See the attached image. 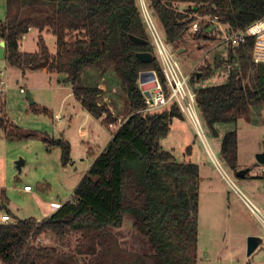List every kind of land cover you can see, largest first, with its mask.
Segmentation results:
<instances>
[{
	"label": "trees",
	"instance_id": "trees-1",
	"mask_svg": "<svg viewBox=\"0 0 264 264\" xmlns=\"http://www.w3.org/2000/svg\"><path fill=\"white\" fill-rule=\"evenodd\" d=\"M180 5L188 9L181 11ZM149 7L175 51L190 46L191 36L195 41L223 39L220 32L207 31L206 21L192 33L194 14L218 17L228 25V32L245 29L264 15V0H149ZM30 28L50 31L57 52L50 53L42 35L36 52H23L21 42ZM130 35L147 42L137 44ZM0 37L6 42L4 59L12 66L22 69L49 58L48 71L64 75L83 107L110 126L117 117L107 103L99 101L104 91L93 74L96 71L110 93L115 87L122 92V104L114 102L113 107L126 118L74 190L72 200L42 221L13 215L11 223L0 225V264H198L200 168L189 161L178 162L161 145L173 119L184 118L176 105L142 111L146 104L140 73L156 70L163 84L165 79L137 0H6ZM226 47L215 58V69L225 67L227 82L195 87L199 110L215 136L221 125L236 126L251 107L264 104V64L252 62L253 40ZM140 52L152 53V61L142 62L137 57ZM235 60L240 64L237 71L231 66ZM200 70L203 77L215 72H209L211 66ZM196 81L197 70L191 74L192 87ZM0 129L10 138L33 136L11 127L2 117ZM44 142L49 148H61L64 166L71 161L69 142L53 138ZM221 153L235 174L241 167L236 128L225 132ZM126 218L135 244L140 242L139 251L123 242ZM48 233L61 241L77 236L74 252L33 244Z\"/></svg>",
	"mask_w": 264,
	"mask_h": 264
},
{
	"label": "rangeland",
	"instance_id": "rangeland-1",
	"mask_svg": "<svg viewBox=\"0 0 264 264\" xmlns=\"http://www.w3.org/2000/svg\"><path fill=\"white\" fill-rule=\"evenodd\" d=\"M145 2L149 5V0ZM137 4L140 8L139 0ZM186 9V5L179 6L181 11ZM5 17L6 1L0 0V19L4 20ZM159 29L164 34L160 25ZM207 31H215L213 35L220 32L219 35L222 36V32L216 29L214 24H210ZM40 35L44 37L50 53L55 54L56 37L47 30L40 33L34 29L25 35L22 49L27 53L36 52ZM149 38L153 45L150 35ZM191 38L192 36L189 37L191 45L183 48L180 54L174 50L183 69L188 72H201L200 69L211 66L212 70L209 72L215 70L210 77H203L201 74L193 88L226 83L228 73L225 67L218 71L215 69V58L227 45L234 47L228 42H223V39L195 41ZM226 49L225 59L228 58ZM154 56H157L156 52ZM239 65L236 60L231 63L232 69L236 71L240 68ZM0 69L6 81V91L0 97V117L6 119L11 127L16 126L28 134H33L30 137L10 138L4 129H0V191L5 189L11 199L9 208L13 212L12 215L20 219L34 218L42 221L62 204L72 200L74 190L82 178L126 120L124 116H119L113 107L114 102L115 105L122 104V92H117L115 87L110 93L107 84L103 83L104 79L94 71L96 74H93L100 79L99 83L104 91L99 101L102 104L107 103L117 117V122L107 126L102 119L89 114L75 98L73 86L65 80L64 75L56 72L45 73L43 68L20 69L1 58ZM249 71L253 72L250 65ZM21 88L25 93H21ZM144 88L151 89L152 85L147 83ZM28 93L35 101L32 105ZM203 122L208 143L215 156L223 162L225 170L255 202V197L264 201V166L256 160V155L264 150V104L251 107L247 115L238 119L236 126L221 125L219 136H215L208 129L204 119ZM233 128H236L238 135V162L241 166L239 170L251 168L248 174L251 178L246 181L234 174L221 153L223 136ZM22 130L19 131L23 132ZM25 132L23 133L26 134ZM44 138L63 139L70 143L71 161L66 166L62 164L61 148H49ZM161 145L165 150L172 152L178 162L189 161L200 168L198 264H233V254L236 256L235 264H246V259L240 258L241 253L247 252V240L252 236L251 232L258 238L259 245L263 242L262 228L229 185L223 181L193 124L186 118H174L171 130L168 136L161 140ZM23 162L24 164L20 165ZM25 185L32 186L31 194L23 191ZM245 185H248V188ZM53 201L55 202L51 203ZM122 235L128 249L139 251L140 242L135 244L137 240L127 218ZM33 244L56 247L60 251L71 253L75 250L77 236H70L61 241L48 233Z\"/></svg>",
	"mask_w": 264,
	"mask_h": 264
},
{
	"label": "built area",
	"instance_id": "built-area-1",
	"mask_svg": "<svg viewBox=\"0 0 264 264\" xmlns=\"http://www.w3.org/2000/svg\"><path fill=\"white\" fill-rule=\"evenodd\" d=\"M140 11L146 29L152 38L154 52L164 75L163 84L156 70H146L140 73L139 85L144 92L145 108L143 112H157L172 105H176L184 118L189 120L202 140L204 147L209 154L216 170L220 173L224 182H226L236 196L244 203L251 215L256 218L260 224L264 235V210L255 203V201L241 188L234 177L223 167V162L215 156L212 151L205 133L203 116L197 103V92L191 85V72L186 71L177 59L176 52L171 47L166 37L159 29V23L149 5L141 0ZM196 21L193 23L191 32L196 33L200 30L203 21L214 24L216 29L222 32L223 41L231 43L233 47L244 44L249 38L253 40L251 50L252 62L254 64H264V15L251 23L245 29H239L234 32H228V25L222 23L218 17L201 16L194 14ZM226 29H224V25ZM31 30V28H30ZM25 36H23V39ZM151 84V89H145V84ZM6 91V81L4 73L0 69V97ZM21 93H25L23 88ZM123 123V122H122ZM111 124L110 126H112ZM264 166V165H263ZM264 172V169H263ZM30 185L23 187L24 192H32ZM13 221L11 214L0 206V225L9 224Z\"/></svg>",
	"mask_w": 264,
	"mask_h": 264
},
{
	"label": "water",
	"instance_id": "water-1",
	"mask_svg": "<svg viewBox=\"0 0 264 264\" xmlns=\"http://www.w3.org/2000/svg\"><path fill=\"white\" fill-rule=\"evenodd\" d=\"M130 38L133 42L137 43V44H145L147 41L144 39H141L139 37H136L134 35H130ZM5 47H6V42L4 40L1 41L0 43V58L4 59L5 57ZM183 51V49H180L178 51V54H180V52ZM137 57L144 63L150 62L153 59V54L150 52H140L137 54ZM50 59L46 58L44 61L39 62L33 66H30V68L32 69H39V68H47L49 65ZM201 72H197V80L200 79L201 76ZM28 98H29V102L30 104H34L35 101L33 100V97L30 93H28ZM256 160L257 163L260 165H264V150L260 153H258L256 155ZM251 171V168H244V169H240L237 170V172L235 173V175L239 178H245L246 175ZM259 246V241L258 238L255 236H250L247 240V254L250 256Z\"/></svg>",
	"mask_w": 264,
	"mask_h": 264
},
{
	"label": "crops",
	"instance_id": "crops-1",
	"mask_svg": "<svg viewBox=\"0 0 264 264\" xmlns=\"http://www.w3.org/2000/svg\"><path fill=\"white\" fill-rule=\"evenodd\" d=\"M6 1V0H5ZM145 1V0H144ZM139 4H141V0H139ZM34 29H31L30 31H29V33L30 32H32ZM1 41H2V39H1V37H0V43H1ZM21 50L23 51V52H26V51H24L23 49H22V42H21ZM43 70H44V72L45 73H49L50 71H48V69L47 68H43ZM101 87V86H100ZM102 88V87H101ZM83 106V105H82ZM89 113V112H88ZM90 114V113H89ZM24 164V162L22 163V164H20V165H23ZM90 170V169H89ZM88 170V171H89ZM21 171V170H20ZM249 174V173H248ZM247 174V175H248ZM246 175V177L245 178H242L243 180H247L248 178H251L250 176H247ZM246 186V188H248V185H245ZM27 194H31L32 192H26ZM251 193V192H250ZM254 196V194L252 193V197ZM255 197V196H254ZM253 197V198H254ZM256 198V202L258 203H256L257 205H259L263 210H264V201L261 199V198H257V197H255ZM238 200V199H237ZM10 202H11V199L7 196V192L5 191V189H3V190H1L0 191V206H1V208L2 209H4V210H6V211H9L10 213H11V216L13 217V215H12V211L10 210ZM55 201H53V202H51V203H54ZM50 203V204H51ZM244 204V203H243ZM49 211V210H48ZM263 234V233H262ZM250 235H254V234H252V232L250 233ZM262 239H263V242L258 246V248L249 256L248 254H247V252L246 253H241V257L240 258H243V259H246L245 260V263L246 264H264V236H262ZM236 256H234V254L231 256V262L233 263V264H235L236 262H235V258ZM235 258V259H234ZM242 260V259H241Z\"/></svg>",
	"mask_w": 264,
	"mask_h": 264
}]
</instances>
